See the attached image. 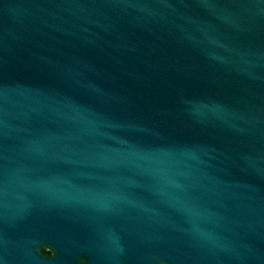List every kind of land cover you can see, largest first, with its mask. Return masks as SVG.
Instances as JSON below:
<instances>
[{"label": "water", "instance_id": "95a60500", "mask_svg": "<svg viewBox=\"0 0 264 264\" xmlns=\"http://www.w3.org/2000/svg\"><path fill=\"white\" fill-rule=\"evenodd\" d=\"M0 264H264V0H0Z\"/></svg>", "mask_w": 264, "mask_h": 264}]
</instances>
